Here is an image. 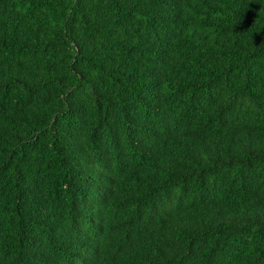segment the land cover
Here are the masks:
<instances>
[{"label": "trees", "instance_id": "1", "mask_svg": "<svg viewBox=\"0 0 264 264\" xmlns=\"http://www.w3.org/2000/svg\"><path fill=\"white\" fill-rule=\"evenodd\" d=\"M0 264H264V0H0Z\"/></svg>", "mask_w": 264, "mask_h": 264}]
</instances>
